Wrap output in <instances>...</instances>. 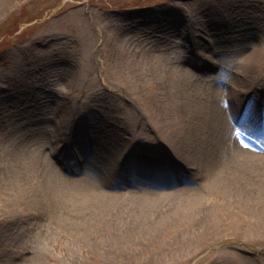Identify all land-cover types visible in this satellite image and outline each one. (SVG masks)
Instances as JSON below:
<instances>
[{
	"label": "rangeland",
	"instance_id": "rangeland-1",
	"mask_svg": "<svg viewBox=\"0 0 264 264\" xmlns=\"http://www.w3.org/2000/svg\"><path fill=\"white\" fill-rule=\"evenodd\" d=\"M261 45L264 0H0V264H264L256 226L231 227L196 252L173 242L194 215L210 222L208 204L220 216L226 199L207 191L192 218L163 223L204 173L151 122L161 92L187 110L198 100L202 111L241 100L245 125L228 117L223 159L248 147L263 176ZM122 97L141 108V131L165 144L156 160L138 147L115 159V143L81 128L103 131L109 121L102 133L119 142L129 130L110 103ZM18 177L38 191L33 203L9 196ZM96 192L116 195L115 204L93 201ZM237 251L250 260L233 263Z\"/></svg>",
	"mask_w": 264,
	"mask_h": 264
},
{
	"label": "bare ground",
	"instance_id": "bare-ground-1",
	"mask_svg": "<svg viewBox=\"0 0 264 264\" xmlns=\"http://www.w3.org/2000/svg\"><path fill=\"white\" fill-rule=\"evenodd\" d=\"M114 48L116 49V46ZM122 52H124V50H122ZM256 52V59H264V46H259ZM252 60L253 59H248L247 64L252 66L251 63H255ZM117 62H119V60ZM254 80H256V78H254ZM251 84L254 85L249 81L248 85ZM217 88L218 87L215 86L214 90ZM167 92H170V90H167ZM164 93L165 92H161L156 98L157 104L153 108L151 122L157 127V131L162 132L165 137L167 136L174 142V148L179 152L181 157H187L199 165L200 168L198 173H204V179H202L204 182L201 183L202 185L200 188L197 187L191 190L192 193L189 194L187 193L190 190L185 188V192H187L184 196L185 200L180 202L179 207L171 206L170 209L166 210L167 212L163 219V223L170 225L176 221L180 222L179 219L186 220L189 217L192 218L195 206L201 205L202 207V202H200V200L204 201L203 193H207V191L214 193L218 199H226L224 202L219 200L217 202V204L222 203L226 205V208L222 209L223 212L220 216H217L215 213L217 207H212L208 204L207 208L210 209L211 212L204 211L206 207H204V209L202 208V210L209 215L210 222L202 219V221L198 223L201 217H195L194 215L192 219H195L196 222L192 219L188 221L191 222L192 229L189 231H182L183 235L172 241L177 243L182 239L181 244H183L185 248L190 250V252H196L200 246L224 237L225 233L228 232L226 230L231 231V227L242 228L248 225L249 227L256 226L258 228H264V213L262 212V208L264 207V174L263 176L262 173L260 175V172L256 174L255 170L258 168L256 169L255 166L254 159H256V157L254 152L248 147H245L246 150L242 151L240 158L235 159V157H233L231 161H224L223 159V154L228 153L226 133H228L230 129L229 118L231 117L237 124L241 123L240 127L242 126V123H244L243 119H241V116L244 114L243 102L241 100H235L236 102L232 106L230 105L226 108L220 106V104L213 106L211 102L213 108L210 107L209 110L204 108L202 111L199 108L200 100H198L194 101V109L190 108L187 110L182 104L171 106V103L165 102L164 100L166 97L163 95ZM110 105L121 110L119 113L123 114V116L121 119L119 117V121L122 123L123 128L126 127L129 130L124 131L125 133L122 134L119 142L111 139L109 136L110 133H102L112 130L109 121L102 120L100 128L103 129V131L98 129L95 130L93 125H87L89 128L86 125H82L81 128L83 131L88 132L90 130V132L94 134L95 140H109V142L115 143L113 147L115 159H119L120 156L128 153L141 152L138 150L135 151L138 147L148 151L146 154L151 156L153 160H156L157 152L162 148L164 149L165 144L157 138H154V136L151 137L146 135V132L141 131L146 129V125H148V122L142 119V114L139 112L141 108H136L135 105L131 103L130 99H124V97L119 101L115 98L112 99ZM234 106L236 107L234 108ZM128 107L136 111L135 116L128 113ZM206 109L209 111L210 119L206 114H203L207 111ZM67 113V110L63 113L65 121L70 120V115L67 116ZM235 115H238V117L236 118ZM155 116L156 118H154ZM72 121L71 123L74 124L76 118L74 117ZM130 128L132 129L131 131ZM147 130L150 132L152 131V129ZM59 133L57 134V140L62 141V134L64 132H61V134ZM126 139L131 140L133 147L123 146ZM156 145L159 149L155 148ZM28 149L29 147H23V153L28 151ZM145 150L143 151L145 152ZM213 151H215L214 154ZM180 163L183 164L179 161L178 165H180ZM62 176L63 174H61V177ZM167 182L168 180L165 178V183ZM206 183L208 184L207 186H205ZM9 184L12 188L8 193L11 199L17 197L22 199L31 198V203L36 201L35 199H37L38 191L36 192V190L29 185L28 179L25 177H18L15 178V180L12 179ZM206 187H208V189H206ZM114 197L117 196L109 194L101 195L100 192H96L91 196V199L93 201L102 202L107 208L109 204H115ZM214 206L216 205L214 204ZM193 222L198 223L200 227H196ZM162 226L164 225H160V227ZM233 252V263L241 259L246 261L250 260L249 257L239 254L238 251L236 253Z\"/></svg>",
	"mask_w": 264,
	"mask_h": 264
}]
</instances>
